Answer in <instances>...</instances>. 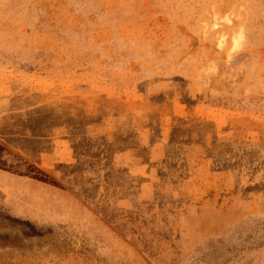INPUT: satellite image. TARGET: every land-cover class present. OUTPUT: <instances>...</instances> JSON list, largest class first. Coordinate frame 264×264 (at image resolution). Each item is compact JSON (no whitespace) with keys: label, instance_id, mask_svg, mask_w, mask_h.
Segmentation results:
<instances>
[{"label":"rangeland","instance_id":"374dc122","mask_svg":"<svg viewBox=\"0 0 264 264\" xmlns=\"http://www.w3.org/2000/svg\"><path fill=\"white\" fill-rule=\"evenodd\" d=\"M0 264H264V0H0Z\"/></svg>","mask_w":264,"mask_h":264}]
</instances>
